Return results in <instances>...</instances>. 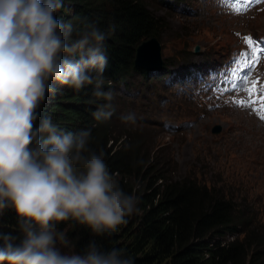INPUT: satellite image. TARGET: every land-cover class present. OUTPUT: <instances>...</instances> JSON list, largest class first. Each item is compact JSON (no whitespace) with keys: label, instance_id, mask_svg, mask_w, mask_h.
Segmentation results:
<instances>
[{"label":"clouds","instance_id":"1","mask_svg":"<svg viewBox=\"0 0 264 264\" xmlns=\"http://www.w3.org/2000/svg\"><path fill=\"white\" fill-rule=\"evenodd\" d=\"M64 5L0 0V218L6 210L15 216L8 231L0 225V264H135L125 249L97 239L76 252L59 227L112 237L140 211L139 197L92 146L91 129L68 131L41 116L57 85L76 92L90 86L97 122L116 111L115 93L105 86L108 33L86 18H58ZM120 119L134 123L136 114Z\"/></svg>","mask_w":264,"mask_h":264},{"label":"trees","instance_id":"2","mask_svg":"<svg viewBox=\"0 0 264 264\" xmlns=\"http://www.w3.org/2000/svg\"><path fill=\"white\" fill-rule=\"evenodd\" d=\"M57 16L65 22L86 18L108 33L105 86L115 94L120 81L131 72L144 78L151 73L134 66L135 49L147 38L161 40L165 24L146 1L65 0ZM188 60L177 76L186 73ZM168 66L165 63L163 70L170 71ZM94 101L90 86L76 92L57 85V92L48 95L40 112L68 131L91 129L92 146L104 150L109 171L125 191L139 197L140 211L112 237H94L84 226L73 229L62 223L59 227L67 231L74 251H82L90 240L97 239L105 248L125 249L135 264H264V223L258 221L264 211L262 191L250 198L240 194V201H235L229 185L237 181L229 179L228 170L207 174L202 172L204 165L199 172L192 166L181 178H170L165 172L171 164L161 154L148 157L146 150L141 151L143 141L129 130L118 134L108 122L94 119ZM122 136L125 138L118 140ZM238 163L244 165L242 174L238 173L240 181L250 187L256 181L251 178L255 162ZM213 174L219 178L208 182L207 176ZM0 225L5 231L15 225L11 210L5 211Z\"/></svg>","mask_w":264,"mask_h":264},{"label":"rangeland","instance_id":"3","mask_svg":"<svg viewBox=\"0 0 264 264\" xmlns=\"http://www.w3.org/2000/svg\"><path fill=\"white\" fill-rule=\"evenodd\" d=\"M144 1L163 19L164 32L159 40L161 53L164 65L169 64L168 69L172 71L182 66L186 59H189V70L195 64L206 62V58L225 59L227 70L222 73L226 78L237 71L246 53L241 45L243 36L237 31L252 32L259 40L264 36V8L256 14L235 17L218 13L212 0ZM243 1L244 5L237 0L232 5L236 16L253 0ZM195 46H198L196 51ZM262 54L263 51L259 56ZM256 74L257 70H252L247 90L238 93L235 99L219 101L215 107L205 100L198 105L189 102L183 94L187 91L180 84L172 85V73L159 70L144 78L131 72L120 81L113 101L116 111L112 120L106 122L113 132L125 135L129 130L142 140L141 151L146 150L148 157L158 153L168 160L171 169L165 174L172 179L181 178L192 166L199 172L204 165L206 170L202 172L207 174L218 169L225 173L228 170L229 179L237 181L229 185L235 201H240V194L246 193L249 198L256 191L264 194V184H259V180L264 179V114H251V86ZM213 76L214 71L204 73V77ZM243 82L240 78L236 84ZM130 112L136 114L134 123L120 119ZM215 124L221 127L217 134L211 132ZM247 159L255 162L251 178L256 181L250 187L239 178L244 165L238 160ZM226 161L228 164H223ZM218 178L217 174L207 176L208 182ZM258 221L264 223V211Z\"/></svg>","mask_w":264,"mask_h":264},{"label":"water","instance_id":"4","mask_svg":"<svg viewBox=\"0 0 264 264\" xmlns=\"http://www.w3.org/2000/svg\"><path fill=\"white\" fill-rule=\"evenodd\" d=\"M198 46H195V51ZM164 61L161 54V44L156 37L143 40L135 49L134 66L145 71H159L163 68ZM220 124H215L211 132L217 134Z\"/></svg>","mask_w":264,"mask_h":264},{"label":"bare ground","instance_id":"5","mask_svg":"<svg viewBox=\"0 0 264 264\" xmlns=\"http://www.w3.org/2000/svg\"><path fill=\"white\" fill-rule=\"evenodd\" d=\"M207 102H210V101H207Z\"/></svg>","mask_w":264,"mask_h":264}]
</instances>
